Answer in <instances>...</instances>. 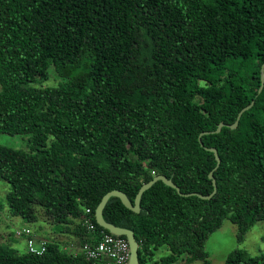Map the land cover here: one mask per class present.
Wrapping results in <instances>:
<instances>
[{"label": "trees", "instance_id": "1", "mask_svg": "<svg viewBox=\"0 0 264 264\" xmlns=\"http://www.w3.org/2000/svg\"><path fill=\"white\" fill-rule=\"evenodd\" d=\"M263 63L264 0H0V135H29L27 150L0 145L10 214L35 223L40 207L83 246L110 233L95 211L113 189L134 202L165 175L211 194L217 161L205 147L216 148L211 199L159 180L140 213L115 196L103 211L134 231L141 264H211L206 242L225 219L239 242L264 220ZM51 66L61 80L43 86ZM253 100L235 129L201 146L202 132L233 124ZM13 243L0 242V264H87L57 242L40 255ZM225 264H264V253L237 248Z\"/></svg>", "mask_w": 264, "mask_h": 264}, {"label": "rangeland", "instance_id": "2", "mask_svg": "<svg viewBox=\"0 0 264 264\" xmlns=\"http://www.w3.org/2000/svg\"><path fill=\"white\" fill-rule=\"evenodd\" d=\"M50 79L44 83L43 86H56L59 84L61 78L57 75L54 67L50 69ZM39 85V84H37ZM27 134H1L0 145L10 146L16 149H28ZM10 190V184L4 180H0V242L3 244L9 243V238H14V247L19 250H25L26 242L22 240V236L16 234L17 231L23 230L24 228L31 229L34 233H43L48 235V231L52 228V231L62 232V228L59 225L52 223L49 225V220L43 215L42 208L39 210V220L35 223H27L21 217H15L10 214L9 206L6 201V194ZM50 226V227H49ZM49 227L47 230L41 228ZM238 226L229 219H225L222 227L215 231L206 242V250L209 254L211 264H225L227 255L237 249L241 248L248 252L251 256H256L264 253V220L255 223L245 235L242 242L237 239ZM3 236V237H1ZM168 252L165 248L160 249L156 254V259L166 255ZM174 264H205L201 260H196L192 263H188L186 258L181 257Z\"/></svg>", "mask_w": 264, "mask_h": 264}, {"label": "water", "instance_id": "3", "mask_svg": "<svg viewBox=\"0 0 264 264\" xmlns=\"http://www.w3.org/2000/svg\"><path fill=\"white\" fill-rule=\"evenodd\" d=\"M263 87H264V63H263L262 68H261V86L259 88V92L262 91ZM253 104H254V100L249 105L244 107L239 112V114L237 116V119H236V121L233 124H226L224 122H221V123L218 124V126H217V128L215 130L202 132L199 135V141H200L201 146L205 147V145H204V143L202 141V136L203 135L210 134V133H219V132H221V130H222V128L224 126H227V127L232 128V129H235L238 126V124H239V121H240V118H241L242 114L245 111H247L248 109H250L253 106ZM205 148L207 150H209V151L214 152L215 158H216V161H217V165H216V167L214 169V170H216L221 164V157H220V155L218 153V150L216 148H208V147H205ZM214 170H212L209 173V178L213 181V185H214V190L209 195H203V194H201L199 192L184 193V192L181 191L180 187L172 179L166 177L165 175H157L151 181L143 184L142 187L140 188V190L138 191L134 202L131 201V199L128 197V195L125 192H123L121 190H118V189H113V190L107 192L102 197L99 205L97 206L96 211H95L96 222L102 228L107 229L111 234H114L116 236H125L127 241L129 242V245H130V258H129L128 264H141L140 256H139L140 244H139V242H138V240L136 238V235H135L134 231H132V230H130L128 228H125V227L118 226V225L113 224V223H109L104 218L103 211H104V208H105L107 202L109 201V199L111 197H113V196L119 197L121 199L122 203L127 208H129L130 210L134 211L135 213H140L141 212V198H142L143 193L148 188H150L155 182L161 180L166 185L176 189L177 192L179 193V195H181V196H185V197L198 196L201 199L208 200V199H211L212 196L217 192V181H216V178L214 176Z\"/></svg>", "mask_w": 264, "mask_h": 264}, {"label": "built area", "instance_id": "4", "mask_svg": "<svg viewBox=\"0 0 264 264\" xmlns=\"http://www.w3.org/2000/svg\"><path fill=\"white\" fill-rule=\"evenodd\" d=\"M154 174L155 171H152ZM91 210L87 209L88 216L83 220V226L90 234L95 232V224L89 215ZM18 236L26 237V250L33 254L45 252L48 241L42 239L37 242L29 228L16 232ZM82 252L87 264H128L130 258V245L126 238L111 233H103L99 239L93 238L82 246Z\"/></svg>", "mask_w": 264, "mask_h": 264}, {"label": "crops", "instance_id": "5", "mask_svg": "<svg viewBox=\"0 0 264 264\" xmlns=\"http://www.w3.org/2000/svg\"><path fill=\"white\" fill-rule=\"evenodd\" d=\"M49 225H52V223L49 221ZM50 227V226H49ZM49 227L46 228H41L42 230H47ZM51 231V233L48 231V235H45L43 233L40 234H36L34 232H32L33 237H35V239L37 240V242L41 241L42 239L47 240L48 242H57L60 244L61 248L64 251L67 252H73V253H80L82 252V246L80 244V240L79 237H77L73 232H68V229L66 228L65 232H53L52 228L49 229ZM3 237V236H1ZM17 239L14 238H9L7 241H14ZM22 240H24V242H26V237H22ZM25 250H26V246H25Z\"/></svg>", "mask_w": 264, "mask_h": 264}]
</instances>
